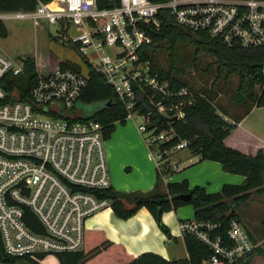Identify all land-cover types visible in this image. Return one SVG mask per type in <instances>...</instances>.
Segmentation results:
<instances>
[{"label":"built area","instance_id":"obj_1","mask_svg":"<svg viewBox=\"0 0 264 264\" xmlns=\"http://www.w3.org/2000/svg\"><path fill=\"white\" fill-rule=\"evenodd\" d=\"M36 1L34 11L0 12V23L58 26L62 35L56 41L80 58L59 60L46 73L37 69L25 90L16 79L25 72L26 58L13 60L0 51V235L8 256L42 264L46 257L83 251L88 220L111 208V200L98 195L112 188L105 126L77 107L91 72L114 89L126 108V122L142 119L137 128L160 168L188 143L166 151L164 158L160 145L174 135L155 133L151 113L137 109L136 91L149 90L148 104L166 119L184 118L185 106L193 102L187 88L174 91L141 58L153 42L149 31L161 28L160 12L168 9L181 27L226 45L258 48L264 47V0ZM219 228L181 222L183 235L192 233L211 249L210 264H235L253 251L237 219L225 237L215 235Z\"/></svg>","mask_w":264,"mask_h":264},{"label":"trees","instance_id":"obj_2","mask_svg":"<svg viewBox=\"0 0 264 264\" xmlns=\"http://www.w3.org/2000/svg\"><path fill=\"white\" fill-rule=\"evenodd\" d=\"M40 1L49 3L51 0ZM36 6V0H0V12L34 11ZM158 19L162 22L161 28L157 32L149 31L153 42L144 47L141 58L150 61L152 75L158 74L160 80L168 81L174 91L187 88L193 94V102L185 106L184 118L166 119L160 117L148 104L151 92L137 90L136 99L139 103L137 109L142 114L151 113L156 134L169 130L168 132L174 135L172 140L160 145L164 158H168L166 151L186 141L188 143L186 150L200 156V160L218 162L225 172L241 175L245 180L241 185L226 184L220 192L208 193L204 187L190 188L187 181L165 184L164 177L170 173L169 169H157V181L149 193H121L111 188L98 195L102 199H110L114 214L124 220L131 218L139 209L146 208L158 219L161 230L169 238H171L169 228L158 218L159 208L162 209L163 214L190 205L194 209V218L187 221L219 224L220 228L215 235L225 237L230 221L238 219L237 211L248 207L251 202L257 200V197L264 195V152L259 151L255 156L247 155L226 146L224 142L253 108L264 107V47L247 48L239 43L229 46L205 32L190 31L178 25L168 9L162 10ZM8 35L6 26L0 23V37L5 39ZM159 52H163L162 62L157 56ZM198 62L202 73L214 75L212 85L195 88L194 84L184 79L188 67ZM36 63L34 58L26 57L25 72L16 79L25 90L36 76ZM210 63L213 64L214 69L208 65ZM68 64L70 63L63 65ZM233 76L238 78V84L232 101L238 107H244V111L236 116L235 120L228 122L222 115L218 101V96L224 89L217 88L216 83L221 79L229 80ZM257 85L260 87L258 91H256ZM81 102L84 105L96 106L87 118L105 126L106 140L115 132L117 124H126V108L118 100L114 89L96 71L91 72ZM164 186L165 192L162 190ZM183 193L190 194L191 200L171 199ZM184 243L188 253V258L185 260L168 261L154 253L133 257L120 245L108 241L102 231H88L83 251L60 254L58 262L59 264H203L212 256L211 249L192 233H184ZM253 254L252 251L235 264H250ZM0 262L36 264L24 258L8 256L4 251L1 235Z\"/></svg>","mask_w":264,"mask_h":264},{"label":"crops","instance_id":"obj_3","mask_svg":"<svg viewBox=\"0 0 264 264\" xmlns=\"http://www.w3.org/2000/svg\"><path fill=\"white\" fill-rule=\"evenodd\" d=\"M132 131L127 124H117L115 132L107 140V157L112 188L121 193H149L157 181V169H169L164 177L165 184L187 181L190 188L204 187L208 193H218L226 184L241 185L245 177L227 173L220 163L200 160V156L188 155L175 157L180 151L170 155L169 160L159 168L150 155L143 135ZM141 136V137H140ZM225 145L244 154L255 156L264 152V107H255L225 139ZM147 149L146 165L137 169L138 179L122 176L121 168L130 163L126 155L131 149L141 152ZM186 150V149H185ZM183 151V150H182ZM154 164V165H152ZM156 166V167H155ZM162 190L165 192L166 187ZM190 205L177 210L164 212L161 222L167 226L171 238L159 226V221L146 208L139 209L131 218H118L112 208L99 211L87 222L88 231H102L105 238L123 247L133 257L145 253L157 254L168 261L185 260L188 253L181 230V222L194 218ZM238 221L250 236L254 246L250 264H264V195L237 211ZM0 264H4L0 262ZM42 264H59L56 257L43 258ZM203 264H210L204 262Z\"/></svg>","mask_w":264,"mask_h":264},{"label":"rangeland","instance_id":"obj_4","mask_svg":"<svg viewBox=\"0 0 264 264\" xmlns=\"http://www.w3.org/2000/svg\"><path fill=\"white\" fill-rule=\"evenodd\" d=\"M41 26L35 27L31 21L7 22L6 28L9 35L5 39L0 37V51L13 60H19L20 58L26 57H30L32 59L34 58L37 62V69L41 73L48 72L49 66H54L57 61L62 59L80 61L79 54L75 52L72 47L63 46L56 41V37H60L62 35V31L58 26L47 24ZM162 53L163 52H159L157 54V56L161 59V62L164 59ZM88 55L91 56L92 51H88ZM204 59L206 58L204 57ZM52 62L53 64H50ZM208 65L214 69L213 64L210 63ZM197 66L198 68H196ZM200 67L199 62L198 64H192L191 67H188L187 73H185L186 77L184 76V79H187L194 84L195 88L202 85H212L214 82V75L202 73ZM202 78H205V80ZM216 84L218 86L217 88L224 89L218 96L219 107L223 112L222 115L228 122H232L235 120L236 116L242 114L244 111V107H238L232 101L237 89L238 78L233 76L229 80L221 79ZM259 88V85H257L256 91H258ZM77 107L83 114L91 113L96 108V106H88L84 104H79ZM134 120L135 122L128 121L126 124L132 131H138L137 126L141 124L142 119L140 117H135ZM168 131L169 130H165L164 132ZM146 136L149 135L146 134ZM144 147L145 148L143 149H145V153L144 150L141 152L138 148H136V150L131 149L127 152L126 155L129 157L130 163H126L124 168H121L122 176L129 177L131 179L139 178V172L137 169L142 168V166L147 163L145 157H147L148 153L145 144ZM188 154L187 150H183L175 155V157L177 158ZM189 209L193 210V207L190 206Z\"/></svg>","mask_w":264,"mask_h":264},{"label":"water","instance_id":"obj_5","mask_svg":"<svg viewBox=\"0 0 264 264\" xmlns=\"http://www.w3.org/2000/svg\"><path fill=\"white\" fill-rule=\"evenodd\" d=\"M149 128L151 129L152 125H149ZM171 199H179V200H182V201H190L191 200V195L183 193V194L175 195ZM157 215H158V218L161 219V216H162V209L161 208H159Z\"/></svg>","mask_w":264,"mask_h":264}]
</instances>
